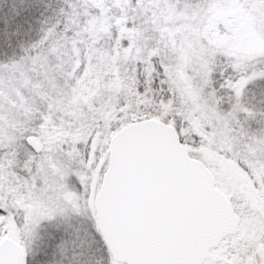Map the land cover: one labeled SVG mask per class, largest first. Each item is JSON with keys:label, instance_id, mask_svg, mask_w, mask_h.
<instances>
[{"label": "rangeland", "instance_id": "obj_1", "mask_svg": "<svg viewBox=\"0 0 264 264\" xmlns=\"http://www.w3.org/2000/svg\"><path fill=\"white\" fill-rule=\"evenodd\" d=\"M85 3L64 35L0 65V242H16L25 264H120L95 196L125 125L124 75L136 88L132 60L160 56L179 85L166 78L171 96L161 85L160 99L137 95L126 111L180 128L242 216L241 237L204 264H264V0H144L113 51L111 21Z\"/></svg>", "mask_w": 264, "mask_h": 264}, {"label": "water", "instance_id": "obj_2", "mask_svg": "<svg viewBox=\"0 0 264 264\" xmlns=\"http://www.w3.org/2000/svg\"><path fill=\"white\" fill-rule=\"evenodd\" d=\"M96 204L105 243L124 264H202L240 224L211 171L190 157L173 126L155 119L111 138ZM24 259L16 242L0 243V264Z\"/></svg>", "mask_w": 264, "mask_h": 264}, {"label": "trees", "instance_id": "obj_3", "mask_svg": "<svg viewBox=\"0 0 264 264\" xmlns=\"http://www.w3.org/2000/svg\"><path fill=\"white\" fill-rule=\"evenodd\" d=\"M82 1L86 2L85 9L89 12L101 14L107 21H111L106 25L107 36L103 41L111 45L109 51L114 50V44L120 33L133 26L129 25L130 11L139 12L144 9L140 6L144 0H0V65L26 57L37 45L43 44L45 39L60 36L64 30H69L75 25L71 19L80 10L79 4ZM144 60L145 57L143 60L134 59L131 69L128 68L129 74L136 81L134 85H138L136 88H130L133 85H129L128 74L125 73V78L122 80L121 86L124 89L121 92L123 97L118 118L121 119L126 115L123 124L141 120L139 118L143 119L146 116V114L139 115L136 111H134L136 115L127 112L128 105H124V101H133L137 95L143 96L149 93H155L156 99H160L158 96L161 93L171 96L164 79L175 78L174 73L167 69L168 66L160 65L159 62L162 60L160 56L155 57L151 66L143 62ZM146 68L153 71L146 73ZM176 80L175 78L174 85H179L180 82ZM161 85L163 92L158 93V87ZM118 105L116 104L115 107ZM176 128L181 131L180 128ZM117 131L118 128L115 132ZM182 140L186 144L184 135Z\"/></svg>", "mask_w": 264, "mask_h": 264}, {"label": "flooded vegetation", "instance_id": "obj_4", "mask_svg": "<svg viewBox=\"0 0 264 264\" xmlns=\"http://www.w3.org/2000/svg\"><path fill=\"white\" fill-rule=\"evenodd\" d=\"M216 185H217V181H216ZM217 187H218V185H217ZM218 189L219 190H221L219 187H218ZM254 190L255 191H257V189L255 188V186H254ZM223 193H224V191L223 190H221ZM225 194V193H224ZM226 195V194H225ZM227 196V195H226ZM228 197V196H227ZM229 198V197H228ZM229 200H230V198H229ZM231 201V200H230ZM231 203H232V201H231ZM258 205H256V208H261V209H257V211H262V205H263V203H260L259 201H258V203H257ZM261 205V206H260ZM232 206H233V203H232ZM233 209H234V206H233ZM234 212L237 214V212L235 211V209H234ZM239 217H240V224H239V227H238V231H237V233L236 234H234V235H230V236H228V237H226V238H224L221 242H220V244L219 245H217L215 248H213L212 250H210V253H209V257H208V259H206V261L207 260H210L211 259V257H212V253L213 252H215V250L217 249V248H219L226 240H228V239H232V238H239V237H241V235H240V233H241V226H242V224H243V218H242V216H240L239 214H237ZM238 244H240V240H238V239H236V247H238ZM35 248H36V246H35ZM239 248V247H238ZM236 250H237V248H236ZM206 261H204L202 264H204ZM32 262V264H41L39 261H36L35 260V258L34 259H32V260H30V263ZM50 263V262H49ZM48 263V264H49ZM44 264H46L45 262H44Z\"/></svg>", "mask_w": 264, "mask_h": 264}]
</instances>
